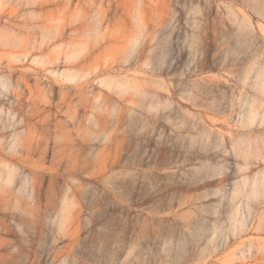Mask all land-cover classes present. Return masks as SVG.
Instances as JSON below:
<instances>
[{"label": "rangeland", "instance_id": "rangeland-1", "mask_svg": "<svg viewBox=\"0 0 264 264\" xmlns=\"http://www.w3.org/2000/svg\"><path fill=\"white\" fill-rule=\"evenodd\" d=\"M46 1L0 0V264H264V0Z\"/></svg>", "mask_w": 264, "mask_h": 264}, {"label": "bare ground", "instance_id": "bare-ground-1", "mask_svg": "<svg viewBox=\"0 0 264 264\" xmlns=\"http://www.w3.org/2000/svg\"><path fill=\"white\" fill-rule=\"evenodd\" d=\"M45 1H46V0H45ZM61 1H62V0H59V2H61ZM64 1H65V0H64ZM64 1H62V2H64ZM66 1H67V0H66ZM71 1H72V0H71ZM78 1H79V0H78ZM46 2H47V1H46ZM68 2L70 3V0H69ZM68 2L66 3V5L68 4ZM74 2H75V1H74ZM45 4H46V3H45ZM53 4H54V3H53ZM58 4H59V3H58ZM64 4H65V2H64ZM70 4H71V3H70ZM70 4H69V5H70ZM75 4H76V3H75ZM73 5H74V4H73ZM77 5H78V3H77ZM62 6H64V5L62 4ZM40 7H43V6H40ZM69 7H70V6H69ZM69 7L67 6V8H69ZM76 7H77V6H76ZM76 7H75V8H76ZM64 8H66V6H65ZM67 8H66V9H67ZM75 8H74V9H75ZM70 10H71V9H70ZM101 10L103 11V9H101ZM104 11H105V9H104ZM106 12H107V10H106L105 12H99V13H101V14L103 13L104 15H101V16L104 18ZM0 13H2V12H0ZM0 15H2V14H0ZM9 15H10V13H9ZM6 16H7V15H6ZM7 17H8V16H7ZM26 44H28V43H25V44H23V45H26ZM24 47H25L26 50L29 49V48L34 49L32 46H30V45L27 46V45H26V46H22L21 49H23V51L25 50ZM27 47H28V48H27ZM26 50H25V51H26ZM25 51H24V54H22V55H25ZM26 53H28V52L26 51ZM26 55H27V54H26ZM26 55H25V56H26ZM19 77H20V76H19ZM19 77H18V79H21V77H20V78H19ZM22 78H24V77H22ZM18 79H17V81H18ZM23 80H24V81H23ZM19 81H20L21 85L25 84V85H24L25 88H27L28 90L30 89L29 87H31V85L29 84L28 81H27V82H28V84H29L30 86H29L28 84H26V83H23V82H25V79H22V80H19ZM19 81H18V82H19ZM18 82H17V83H18ZM22 83H23V84H22ZM261 84H262V82H261ZM263 84H264V82H263ZM15 85H16V84H15ZM19 85H20V84H18L17 86L19 87ZM24 86H23V88H24ZM26 86H27V87H26ZM28 86H29V87H28ZM18 87H16L17 89L13 88V89L16 90V91H15V95H16V96H18L19 93H20V92L18 91V89H19ZM21 88H22V86H21ZM13 89H12V91H13ZM27 89H26V91H28ZM21 90H22V89H21ZM31 90H32V92H34V90L32 89V87H31L30 91H31ZM22 91H23V90H22ZM22 91H21V92H22ZM24 91H25V89H24ZM35 91H36V89H35ZM16 92H18V93H16ZM13 93H14V92H13ZM13 93H12V94H13ZM29 93H31V92H29ZM12 94H11V95H12ZM22 94H23V97H24V92H22ZM32 94H34V93H32ZM20 95H21V94H20ZM25 95L28 96L29 99L32 98V97L30 98V96H29L30 94H28V92H27V94L25 93ZM26 96H25V98H27ZM31 96H32V95H31ZM33 96H34V95H33ZM14 97H15V96H14ZM14 97H13V98H14ZM21 97H22V96H19L18 98L20 99ZM18 98H16V99H18ZM25 98H24V99H25ZM19 99H18V101H20ZM21 99H22V98H21ZM12 100H13V99H12ZM14 100H15V98H14ZM22 100H23V99H22ZM25 100H26V99H25ZM13 102H14V101H13ZM16 102H17V100H16ZM16 102H15V103H16ZM31 103L34 104L33 101H32ZM16 104H17V103H16ZM16 104L14 105V107L16 106ZM22 104H23V103H22ZM27 104H28V103H27ZM20 106H21V105H19V107H20ZM41 110H42V109H41ZM44 110H46V109H43V112H44ZM38 111H39V109H38ZM47 111H48V110H47ZM47 111H45V112H47ZM39 113H40V112H39ZM41 114H42V113H41ZM46 114H47V115H46ZM46 114L43 113V115H46V117L44 116V118L42 119L43 122H45V121H46L45 118H47L48 115H50V111L47 112ZM48 118H49V117H48ZM44 120H45V121H44ZM47 120H48V119H47ZM48 121H49V120H48ZM25 142H26V144H27V141H26V140H24L23 143H25ZM30 142H31V141H28V143H30ZM23 143H22V144H23ZM31 143L34 144V145L37 143V144H38L37 146L39 147V143H38V142H36V143H35V142H34V143L31 142ZM31 143L29 144V147H28V144L25 145V146L23 145V147H26V148L28 147L27 149H28V151H30V150H32V148H33V146L31 145ZM22 144H20V145H22ZM40 144H42V143H40ZM30 145L32 146V148L30 147ZM44 145H45V144H44ZM35 146H36V145H35ZM43 147H44V146H43ZM45 147H46V146H45ZM48 147H49V146H48ZM48 147H46V148L48 149ZM34 148H35V147H34ZM37 149H38V148H37ZM41 149L43 150L42 147H41ZM41 149H40V150H41ZM50 149H51V146H50ZM50 149H49V150H50ZM22 150H23V149H22ZM23 151H25V149H24ZM26 151H27V150H26ZM32 151H33V150H32ZM37 151H38V150H37ZM45 151H46V150H45ZM45 151H44V152H45ZM46 152H49V151H46ZM14 153H15V152H14ZM32 153H33V152H32ZM32 153H31V154H32ZM15 154H16V153H15ZM15 154H14V155H15ZM47 154H48V153H47ZM17 156H18V155H17ZM20 156H21V155H20ZM9 165H10V164H9ZM14 167H15L14 165L11 166L9 172L7 173V178H6V179L3 178V180H5L4 182H6V185H10V184H11V186H12V183H14V181H13V180H14L13 177H14V174H15V172H16V171L14 170V169H15ZM6 168H7V166H6ZM8 169H9V168H8ZM17 170H18V169H17ZM14 171H15V172H14ZM17 173H18V172H17ZM19 173H20V172H19ZM19 173H18V174H19ZM18 174H17V175H18ZM21 175H22V173H21ZM24 175H25V174H24ZM24 175H23V176H24ZM32 175H33V176H32ZM32 175L30 176V180H29V182H28V179H29L28 176H25V178H22L23 176H22V177H20L19 175H18V176L20 177V181H19V182L21 183V185H22V183L25 184L26 182H28V184L26 183V184H27V187H28L29 183L31 184V185H29V186H31L30 189H32V190H30V191H31V195H30V194H29V195L32 196V198H34V201H32V202H34V203H31V204H32V205H33V204L35 205V207H34V209H35V211H34L35 214H33V216L35 215V219H34V221H32V219H31V221H32L33 224H34V225H33V229H36V231H37L38 228H39V224L42 226V224L40 223V222L42 221V220H41L42 218H40V216L38 215L39 212H40V210H39V209H40V208H39V206H40L39 203L41 204V202H39V201H41V200H39V197H40V194H41L42 192H44L43 189H44L45 186H46L45 183H46V181H47V180H46V178H47V174L44 173V172H35V175H34V174H32ZM16 178H17V177H16ZM26 178H27V179H26ZM45 180H46V181H45ZM15 181H16V180H15ZM14 184H15V183H14ZM11 186H10V187H11ZM19 186H20V184H19ZM22 186H23V185H22ZM10 187H8V188H10ZM12 187H13V186H12ZM24 187H26V185H24ZM24 187H23V188L21 187V188L24 189ZM27 187H26V188H27ZM8 188H7V189H8ZM11 189H12V188H11ZM11 189H9V192H10ZM27 189H28V191H29V188H27ZM27 189L23 190V192H26ZM5 190H6V189H5ZM20 190H21V189H20ZM20 190H18V191H20ZM41 191H42V192H41ZM5 192H8V191L6 190ZM9 192L6 193V194H8V197L12 196V194H11L12 192H10L11 195L9 194ZM15 192H16V191H15ZM18 193H19V192H18ZM21 193H22V190H21ZM28 193H29V192H28ZM13 194H14V193H13ZM26 194H27V193H26ZM42 194H43V193H42ZM21 195H22V194H21ZM23 195H24V193H23ZM2 197H3V198H4V197L6 198V196H3V195H2ZM2 197H1V202H2V205L5 207V205L3 204V201H2V199H3ZM14 197H15V196H14ZM26 197H28V196H26ZM5 198H4V200H5ZM12 198H13V197H12ZM19 198H21V197H19ZM29 198H30V197H29ZM40 198H42V197H40ZM6 199H7V198H6ZM21 199H22V198H21ZM23 199H24V198H23ZM23 199H22V200H23ZM15 200H16V199H15ZM9 201H10V200H9ZM16 201H17V200H16ZM7 202H8V200H7ZM14 202H15V201H14ZM18 202H19V201H18ZM28 202H29V201H28ZM65 202H67V201H65ZM65 202H64V205L62 204V206H65V207L67 208V203H65ZM29 204H30V202H29ZM31 204H30V206L33 207ZM7 205H8V203H7ZM7 205H6V206H7ZM22 205H23V204H22ZM0 206H1V205H0ZM4 207H3V208H4ZM22 207H23V206H22ZM31 207H30V208H31ZM41 207H42V205H41ZM3 208H2V210H3ZM4 209H5V208H4ZM34 209H32V210H34ZM2 210H1V211H2ZM30 210H31V209H30ZM62 210H63V209H62ZM64 210H65V208H64ZM66 210H67V209H66ZM1 211H0V212H1ZM22 212H23V211H22ZM29 212H30V211H29ZM23 214H24V213H23ZM41 214H43V213L41 212ZM44 214H45V213H44ZM60 214H61V213H60ZM60 214H59V215H60ZM62 214H63V212H62ZM31 215H32V213H31ZM45 215H46V214H45ZM43 216H44V215H43ZM41 217H42V216H41ZM61 217L64 218L65 216L62 215ZM61 217H60V218H61ZM33 218H34V217H33ZM62 218H61V219H62ZM39 219L41 220L40 222H39ZM12 220H13V219H12ZM23 220H24V219H23ZM62 221H63V220H62ZM3 222H4V221H3ZM3 222H1L0 224H2ZM60 222H61V220H60ZM2 225H5V223L2 224ZM8 225H9V224H8ZM28 225H29V224H28ZM30 225H31V223H30ZM0 226H1V225H0ZM41 226H40V227H41ZM62 226H63V225H62V222H61V223H60L59 231H60V230L62 231V229H61ZM5 227H8V226H5ZM5 227H4V228H5ZM2 229H3V228H2ZM7 229L9 230V228H7ZM7 229H6V230H7ZM39 229H41V228H39ZM6 230H5V231H6ZM8 230H7V231H8ZM7 233H8V232H7ZM34 233H37V234H38V231H37V232L34 231ZM34 233H33V234H34ZM59 233H60V232H59ZM60 235H61V233H60ZM57 236H58V240L62 239V237H63V236H59V235H57ZM56 239H57V238H56ZM259 254H260V253H259ZM260 255H261L262 258L264 257V256H263V255H264V250H263V251L261 250V254H260ZM261 257H260V258H261ZM262 258H261V259H262ZM260 261H263V260H260Z\"/></svg>", "mask_w": 264, "mask_h": 264}]
</instances>
